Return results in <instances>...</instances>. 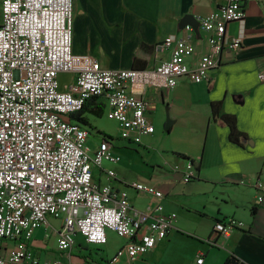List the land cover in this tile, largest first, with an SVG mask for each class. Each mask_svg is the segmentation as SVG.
<instances>
[{
	"label": "crops",
	"instance_id": "1",
	"mask_svg": "<svg viewBox=\"0 0 264 264\" xmlns=\"http://www.w3.org/2000/svg\"><path fill=\"white\" fill-rule=\"evenodd\" d=\"M219 1L72 0V51L93 57L103 67L140 69L169 56V50L161 47L165 37H186L194 48L186 61L193 65L209 49L207 33L199 27L185 30L180 22L187 14L216 10ZM244 4L243 21L230 22L225 30L226 39L241 38L240 46L221 51L207 80L193 82L182 76L173 88L141 90L154 131L140 142L122 138L117 120L109 118L113 125L109 129V124L94 118L107 113L104 95L87 101L79 112L84 122L71 119L88 130L89 149L109 140L120 156L116 163L93 166V178L126 191L132 214L149 211L155 203L129 185L134 181L162 190L164 211L176 213L173 227L152 249L134 260L123 255L112 264H198L200 255V264H223L230 255L240 264H264V200L257 201L254 187L257 178L264 183V0ZM74 79L73 72H60V89L66 90ZM215 101L220 102V113L235 117L243 133L238 142L230 140L224 122L212 119L210 105ZM167 118L171 124L166 131ZM186 158L196 168V177L189 182L182 180ZM174 165L180 168L175 170ZM108 169L114 171L109 179ZM227 217L242 221L243 227L227 235L215 233V223ZM61 225V219L48 216L47 223L33 231L28 246L37 257L58 258L63 264H110L126 243L107 229L104 244H88L76 233L71 249L61 251L57 248ZM13 245L12 239H0V256Z\"/></svg>",
	"mask_w": 264,
	"mask_h": 264
},
{
	"label": "built area",
	"instance_id": "2",
	"mask_svg": "<svg viewBox=\"0 0 264 264\" xmlns=\"http://www.w3.org/2000/svg\"><path fill=\"white\" fill-rule=\"evenodd\" d=\"M245 12L244 0H221L216 10L195 16L207 33L209 49L193 65L186 61L194 51L188 38L167 36L161 47L169 56L157 65L116 69L73 53L72 0H0V239L14 240L0 264H63L58 258L40 259L28 246L48 216L62 221L57 231L61 251L71 249L76 233L94 245L106 243L107 229L125 238L110 264L123 255L129 260L140 257L168 234L176 213L164 211L162 190L131 182L134 190L155 200L151 210L132 214L126 191L93 178V166L116 163L120 156L108 140L89 149L88 130L69 114L104 95L107 117L121 124V137L140 142L154 131L141 90L173 88L182 76L207 80L221 51L240 46L241 38L226 39L225 30L230 22L243 21ZM184 29L193 30L190 24ZM60 72L75 74L66 90L60 89ZM106 176L111 178L114 171L108 169ZM195 177L193 161L185 159L182 180ZM254 187L262 202L264 183L257 178ZM243 225L227 217L217 221L214 230L227 235ZM202 259L200 255L196 262Z\"/></svg>",
	"mask_w": 264,
	"mask_h": 264
},
{
	"label": "trees",
	"instance_id": "3",
	"mask_svg": "<svg viewBox=\"0 0 264 264\" xmlns=\"http://www.w3.org/2000/svg\"><path fill=\"white\" fill-rule=\"evenodd\" d=\"M87 101L83 104V106H82V108L80 110L69 114L70 119H74V120H76L78 122H84V120L82 118H80L79 112H81L86 107ZM210 106H211L212 119L218 118L222 122H224L229 128V138H230V140H232L234 142H238L240 137L243 136V133L238 130V128L236 126L235 117L233 115H231V114H222V113H220V102L219 101L212 102ZM100 111H101V109L99 108V111L97 110L94 113L96 115H99L101 113ZM105 136L108 139H112V137L109 136V135H105ZM186 159H190V158H186ZM237 263H238V259L235 256L230 255L229 257L226 258V260L224 261L223 264H237Z\"/></svg>",
	"mask_w": 264,
	"mask_h": 264
},
{
	"label": "water",
	"instance_id": "4",
	"mask_svg": "<svg viewBox=\"0 0 264 264\" xmlns=\"http://www.w3.org/2000/svg\"><path fill=\"white\" fill-rule=\"evenodd\" d=\"M186 24H190L193 28L194 31H197L198 27H199V22L197 21V19L195 18V16H193L192 14H187L185 15L181 22H180V25L181 26H185ZM166 125H165V130L167 131L168 130V127L170 126L171 122L170 120H166Z\"/></svg>",
	"mask_w": 264,
	"mask_h": 264
},
{
	"label": "rangeland",
	"instance_id": "5",
	"mask_svg": "<svg viewBox=\"0 0 264 264\" xmlns=\"http://www.w3.org/2000/svg\"><path fill=\"white\" fill-rule=\"evenodd\" d=\"M98 123L102 124V125H108L110 121V119L107 117V114L106 112H104L103 114H101V116L99 117H94ZM109 129H112L113 128V125H108ZM116 139H114L115 141Z\"/></svg>",
	"mask_w": 264,
	"mask_h": 264
}]
</instances>
